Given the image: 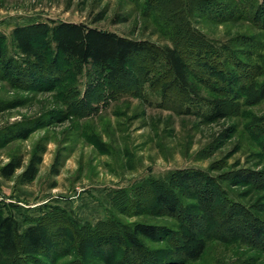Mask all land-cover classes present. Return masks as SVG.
Segmentation results:
<instances>
[{"label":"rangeland","instance_id":"obj_1","mask_svg":"<svg viewBox=\"0 0 264 264\" xmlns=\"http://www.w3.org/2000/svg\"><path fill=\"white\" fill-rule=\"evenodd\" d=\"M209 1L227 9L209 12ZM263 2L0 0V32L8 37L10 51L16 26L54 20L85 23L162 47L192 34L214 43L226 61L233 60L225 64L231 82L198 86L202 97L227 103L226 117L214 121L179 114L173 94L166 99L157 88V77L145 79L141 96L113 89L92 68L75 76L64 60L57 67L61 71H47L38 84L0 77V204L20 230L59 209L84 237L76 243L69 236L63 245L54 240L51 253L56 247L61 258L32 252L33 259L126 264L124 247L113 239L146 224L176 241L191 230L205 239L203 255L183 264H264V239H245L229 230L233 222L251 219L264 226V19L256 11ZM24 129H31L30 136L17 139ZM18 158L24 167L31 160L37 165L31 185L21 184L24 168L9 180L1 176V169ZM157 193L172 195L180 211L172 215L158 205ZM112 220L114 227L99 226ZM141 239L154 253L170 248L166 238Z\"/></svg>","mask_w":264,"mask_h":264},{"label":"trees","instance_id":"obj_2","mask_svg":"<svg viewBox=\"0 0 264 264\" xmlns=\"http://www.w3.org/2000/svg\"><path fill=\"white\" fill-rule=\"evenodd\" d=\"M190 1L194 3L197 0ZM205 8L209 12H220L219 14L227 9L213 1L206 3ZM256 11L259 16L262 13L264 19V2ZM11 46L14 51L9 50L8 37L0 32V77L10 82L21 79L26 83L38 84L45 80L47 71H61V68L57 67L64 60L69 73L80 76L92 68L108 80L113 89L135 92L136 96L143 94L142 83L148 76L157 77V88L162 90L166 99L173 94L176 100L173 101L174 104L178 103L174 106L179 114H200L209 121L226 117L227 103L224 100L202 97L198 86L200 84L211 88L216 82H231L233 77L225 64L230 61L233 63L232 56L226 61L223 59L225 54L223 56V51L214 43L206 39L199 40L192 34L183 36L180 41H174L171 46L162 47L94 28L85 23L51 20L16 26L11 32ZM228 52L227 50V54ZM50 56L52 63L48 62ZM234 64L238 65L237 62ZM238 69H241L239 65ZM248 72L245 71L244 75ZM225 86L227 87L223 84L221 88H226ZM202 103L205 108L201 106ZM199 106L201 108L194 112V108ZM31 132V129L20 130L17 139H27ZM22 168L24 171L21 184L31 185L38 174L37 165L33 160L24 167L23 159H13L1 169V176L9 180ZM155 196L157 204L168 208L172 215L180 211L171 200L172 195L157 193ZM58 211L26 223L20 230L14 215L11 212L6 213L0 204V264H43L40 260L33 259L30 253L57 259L58 256L61 258V252L56 247L53 253L50 250L54 240L63 245L70 236L73 242L80 243L82 238L84 239L79 235L80 228L72 223L64 211ZM257 220L251 219L247 224L233 222L234 227L229 230L240 232L245 239H250L252 235L258 242H262L264 226L254 222ZM114 222H103L99 226L114 227ZM141 238L155 242L169 239L170 248L162 250L159 254L151 252ZM113 240L118 248L124 247L123 258L128 260L126 264H183L186 259L200 258L206 249L205 239L199 237L194 230L184 231L182 239L176 241L171 233L146 224H137L132 231L118 232V237Z\"/></svg>","mask_w":264,"mask_h":264}]
</instances>
